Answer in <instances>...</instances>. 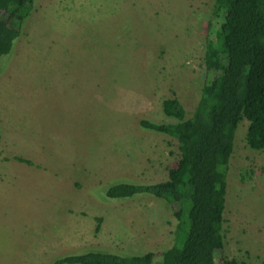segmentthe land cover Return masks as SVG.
<instances>
[{"label":"rangeland","instance_id":"1","mask_svg":"<svg viewBox=\"0 0 264 264\" xmlns=\"http://www.w3.org/2000/svg\"><path fill=\"white\" fill-rule=\"evenodd\" d=\"M212 3L34 1L0 58V264H49L85 250L151 253L161 264L175 228L170 206L103 191L166 180L176 142L138 122H177L163 114L165 99L190 117L210 77ZM246 126L235 130L226 168L214 264H264V151L246 147Z\"/></svg>","mask_w":264,"mask_h":264},{"label":"trees","instance_id":"2","mask_svg":"<svg viewBox=\"0 0 264 264\" xmlns=\"http://www.w3.org/2000/svg\"><path fill=\"white\" fill-rule=\"evenodd\" d=\"M35 0H0V58L10 55ZM203 64L210 77L191 115L175 99L161 109L177 122L140 120L141 129L175 140L178 157L158 183L119 181L106 186L108 200L149 196L163 200L175 220L172 244L161 264H214L223 247L226 168L235 130L246 121L248 149L264 151V0H213ZM18 162L30 164L16 158ZM151 253L123 255L85 250L57 257L49 264H152ZM222 264H237L223 259Z\"/></svg>","mask_w":264,"mask_h":264}]
</instances>
